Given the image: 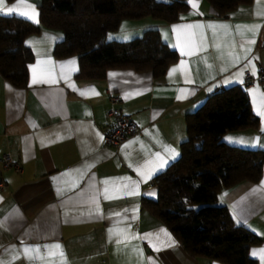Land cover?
<instances>
[{"label":"crops","instance_id":"obj_1","mask_svg":"<svg viewBox=\"0 0 264 264\" xmlns=\"http://www.w3.org/2000/svg\"><path fill=\"white\" fill-rule=\"evenodd\" d=\"M39 2L4 0L5 9L18 5V12L0 14L35 23L18 14L34 8L39 23ZM195 4L187 0L188 10L173 22L151 18L145 24L137 19L120 25L128 22L125 30L137 33L135 37L156 28L162 41L175 50L177 59L160 77L150 70L114 68L102 79H84L79 77L77 56L54 55L62 38L59 31L42 29L26 37L34 54L26 86L15 87L0 74V158L9 155L20 167L17 171L0 164V262L224 264L190 255L143 206V200L158 197L153 180L180 158V145L187 138L186 116L218 89L241 87L258 120L257 127L226 132L222 140L264 151V117L257 115L264 110V88L244 85V73L253 74L254 67L256 74L264 64V0L238 5L225 16L205 0ZM254 25L260 27L250 31ZM234 57L239 61L234 63ZM72 60L75 64L66 65ZM174 67L178 71L170 77ZM33 69L38 81L47 82L34 84ZM111 93L120 96L121 112L132 116L139 128L118 148L103 140L113 122L107 116ZM226 137L246 143H230ZM171 149L178 153L175 159ZM157 153L167 161L163 168ZM262 181L264 166L257 181L244 180L218 194V204L228 208L234 222L262 239L249 248L256 264H264ZM25 248L33 251L25 254Z\"/></svg>","mask_w":264,"mask_h":264},{"label":"trees","instance_id":"obj_2","mask_svg":"<svg viewBox=\"0 0 264 264\" xmlns=\"http://www.w3.org/2000/svg\"><path fill=\"white\" fill-rule=\"evenodd\" d=\"M205 1L225 16L251 0ZM38 10L37 24L0 14V74L18 88L26 86L28 65L34 59L25 39L42 29L62 34L54 55L77 56L81 78L102 79L114 68L150 70L160 77L177 54L156 28L128 40H108L107 35L124 20L148 17L173 22L188 5L187 0H40ZM185 122L187 138L180 145V158L159 175L157 199L143 200V206L190 255L224 264H256L249 248L262 239L237 225L228 208L218 204L222 189L257 181L264 166V151L222 140L226 132L257 127L248 96L238 86L218 89Z\"/></svg>","mask_w":264,"mask_h":264},{"label":"built area","instance_id":"obj_3","mask_svg":"<svg viewBox=\"0 0 264 264\" xmlns=\"http://www.w3.org/2000/svg\"><path fill=\"white\" fill-rule=\"evenodd\" d=\"M254 84H258L264 88V64L258 66L257 72L255 75L246 71L244 73V85L250 87ZM121 98L117 94L109 95V108L107 110V116L113 119V122L108 128L104 131L103 140L105 145L118 148L120 147L127 139L138 133V126L133 120L132 116L124 114L119 108ZM0 164L4 167H13L17 171L20 170V167L17 163L13 162L9 155H4L0 158ZM159 183V178L153 180V184L157 185ZM3 187V184L0 182V189Z\"/></svg>","mask_w":264,"mask_h":264},{"label":"snow or ice","instance_id":"obj_4","mask_svg":"<svg viewBox=\"0 0 264 264\" xmlns=\"http://www.w3.org/2000/svg\"><path fill=\"white\" fill-rule=\"evenodd\" d=\"M20 2H23V0H20ZM189 3H191L192 4V6L193 7H196V4H195V0H189ZM7 12V13H9V14H11V13H17L18 12V5H13L12 7H7L6 9L4 8V0H0V13H3V12ZM19 15H21V16H23V17H25V18H27V19H29V20H31V21H33V22H35V23H38V19H37V17H38V13H36L35 12V9L34 8H32V10H31V12H19L18 13ZM186 27H188V28H193V27H197V28H199V27H201L200 25H195V26H193V25H188V26H186ZM260 26L259 25H254V26H251L250 27V31H255V29H258ZM174 31L176 30V28H175V26H174V29H173ZM109 38H111V37H109ZM255 41L254 40H249L248 41V43L249 44H251V43H254ZM30 45L32 44V42L31 41H29L28 42ZM241 47H244V45L243 44H241ZM246 51H250V49H247ZM184 54H188V53H184ZM239 59H240V57H234L233 58V62L235 63V62H238L239 61ZM66 63V65H73V64H75V61L74 60H72V61H68V62H65ZM65 66V64H62L61 65V67H64ZM178 71V69L176 68V67H174V68H172L171 70H170V72H169V76L171 77L174 73H176ZM252 72H253V75H255V68L253 67V69H252ZM110 76H114L115 75V73H110L109 74ZM32 82L35 84V83H42V82H47V81H43V80H40V81H38L37 79H36V77H35V70L33 69V80H32ZM226 82H228V81H226ZM209 90H211V89H209ZM179 98H182V97H178V99ZM262 107H264V105H262ZM257 115L258 116H261V117H264V110H258L257 111ZM261 131L262 132H264V128H262L261 129ZM101 139H102V137H101ZM226 140H228L230 143H232V142H236V143H246V141L243 139V138H234V137H226L225 138ZM124 147H128V145H125ZM170 151V156H171V158L172 159H175V157L178 155V153H176L175 152V150L174 149H171V150H169ZM157 155V158H159V159H161V163H160V168H163L164 166H165V164L167 163V161L166 160H163V158H161L160 157V154L159 153H157L156 154ZM262 184H264V181H262ZM125 189H127V185H124L123 186ZM108 188L107 187H105V189H104V195H105V198H108ZM254 192L256 191L255 189L253 190ZM128 194H132V192L131 191H129L128 192ZM161 232H163L164 233V235L165 236H167V232H166V230H161ZM170 239V238H169ZM117 243H120V241L119 240H117L116 241ZM172 243H174V242H172ZM168 246H171V244H169ZM156 250H159L158 248L156 249ZM30 251H33V249H29V248H25L24 249V252H25V254H27L28 252H30ZM261 252H264V250H260ZM253 254L255 255V250H254V252H253ZM0 264H3V262H0Z\"/></svg>","mask_w":264,"mask_h":264},{"label":"rangeland","instance_id":"obj_5","mask_svg":"<svg viewBox=\"0 0 264 264\" xmlns=\"http://www.w3.org/2000/svg\"><path fill=\"white\" fill-rule=\"evenodd\" d=\"M150 21H151V18H148V17L141 19L142 24H145L146 22L148 23ZM125 23H128V22H124V24H122V26L120 27V29L118 31L109 33L107 35V39L108 40H128L130 38L135 37L137 33H129V30H125V28H126ZM134 25H136V24H134ZM137 32H139V31H137ZM141 32L138 34H141ZM109 37H111V38H109Z\"/></svg>","mask_w":264,"mask_h":264}]
</instances>
